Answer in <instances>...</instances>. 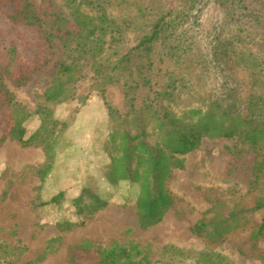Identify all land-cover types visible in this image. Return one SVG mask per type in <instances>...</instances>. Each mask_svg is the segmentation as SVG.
<instances>
[{
    "label": "trees",
    "instance_id": "1",
    "mask_svg": "<svg viewBox=\"0 0 264 264\" xmlns=\"http://www.w3.org/2000/svg\"><path fill=\"white\" fill-rule=\"evenodd\" d=\"M202 1L178 0L168 12L156 14L155 21H146L147 4L142 0H43L42 17L30 0H0V17L8 24L2 27L5 34L0 32V121L5 122L0 144L10 138L22 147L43 150L46 160L38 170L42 189L56 164V129L62 124L48 105L73 99L75 85L84 77L82 62L94 60L95 91L118 85L125 101L124 113L109 107L107 140L100 127L94 129V135L101 133L97 141L103 142L107 157V163L95 170L112 187L127 183L137 187L138 227H154L177 208L190 221L192 234L207 247L217 249L228 241L243 256L261 257L264 69L253 54L241 51L251 39L235 25L219 33L207 65L184 29L189 14ZM212 1L242 15L261 17L264 27V0ZM26 29L36 31L43 41L46 51L38 58H30L29 42L19 37ZM131 32L137 35L136 45L123 54L116 51L110 56L115 60H110L106 55L124 45ZM59 41L67 57L35 113L41 126L28 137L25 124L33 114L16 101L7 84L26 86L38 70L49 65ZM214 72L221 80L217 87H210L209 74ZM218 139H237L255 152L250 192L243 196L237 187L205 189L211 208L194 212L170 191L169 180L174 170L185 168L184 158L204 140ZM64 196L60 193L37 206L60 205ZM86 200L91 204L84 205ZM73 204L87 218L108 206L94 195H82ZM59 226L70 231L78 225L67 221ZM100 256L101 264H134L124 247L101 250ZM204 257L201 264H224L220 255Z\"/></svg>",
    "mask_w": 264,
    "mask_h": 264
},
{
    "label": "rangeland",
    "instance_id": "2",
    "mask_svg": "<svg viewBox=\"0 0 264 264\" xmlns=\"http://www.w3.org/2000/svg\"><path fill=\"white\" fill-rule=\"evenodd\" d=\"M30 1L42 17L43 0ZM142 1L147 4L146 21H155L156 14L168 12L178 2ZM197 7L189 14L184 29L207 65H210L212 45L219 33L235 25L251 39L241 51L253 54L256 63L264 69L261 17L239 14L212 0H203ZM3 26L8 27V24L0 17L2 35L5 34ZM19 37L29 42L30 58H38L46 51L36 31L22 30ZM136 39L135 33H129L124 45L106 56L115 60L110 56L116 51L125 53L136 45ZM66 57L67 51L59 41L49 65L38 70L26 86L16 88L7 84L16 101L33 114L25 124L28 137L41 126L35 113L44 104L45 92ZM82 65L84 77L75 85L74 98L61 105H48L54 118L62 124L56 129V164L42 189L38 170L46 160L43 150L22 147L10 138L0 144V264H101V250L119 247L130 250V261L134 264H201L206 260L205 254L220 255L224 264H264V256H243L232 242L227 241L217 249L207 247L192 234L190 221L177 208L170 210L154 227L146 230L138 227L137 187L128 183L112 187L95 170L98 165L107 163V157L103 142L97 141L101 133L94 135V129L100 127L107 140L109 107L120 113L125 111L122 88L109 85L104 92L95 91L94 60ZM208 79L210 87H217L221 77L214 72ZM4 124L2 120L0 138ZM184 159L185 168L172 172L168 186L194 212L202 213L211 208L203 193L205 189L237 187L243 196L250 192L256 154L248 144L237 139L204 140L197 151ZM60 193L65 194V201L60 205L37 206ZM82 195L97 196L107 201L108 206L87 218L85 214H78L73 204V200ZM84 203L90 205L91 201ZM67 221L78 226L62 231L59 225ZM261 247L264 251V243Z\"/></svg>",
    "mask_w": 264,
    "mask_h": 264
}]
</instances>
